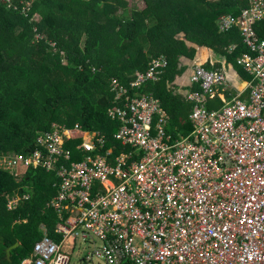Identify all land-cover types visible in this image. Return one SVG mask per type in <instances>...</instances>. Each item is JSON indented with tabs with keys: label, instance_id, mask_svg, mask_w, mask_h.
<instances>
[{
	"label": "built area",
	"instance_id": "1",
	"mask_svg": "<svg viewBox=\"0 0 264 264\" xmlns=\"http://www.w3.org/2000/svg\"><path fill=\"white\" fill-rule=\"evenodd\" d=\"M263 19L264 0L222 17L221 30L241 28L250 51L239 64L250 79L235 86L226 69L197 65L185 93L194 107L190 135L173 139L159 98L143 91L162 78L161 55L130 85L113 79V142L54 123L34 152L0 158L13 175L43 169L56 178L48 206L63 239L45 235L22 264H70L79 240L92 247L87 260L105 264H264V38L256 30ZM216 98L223 106L210 110Z\"/></svg>",
	"mask_w": 264,
	"mask_h": 264
},
{
	"label": "trees",
	"instance_id": "2",
	"mask_svg": "<svg viewBox=\"0 0 264 264\" xmlns=\"http://www.w3.org/2000/svg\"><path fill=\"white\" fill-rule=\"evenodd\" d=\"M141 1L143 9L130 10L128 0H0V158L34 152L37 137L54 123L79 124L113 142L119 127L108 115L115 98L113 79L128 86L135 73L146 72L161 55L168 66L160 81L143 91L159 98L173 139L193 132L194 107L177 82L190 69L184 60L198 61L208 49L249 78L238 64L250 51L240 26L220 27L223 16L240 17L249 0ZM256 30L264 38V19ZM233 44L237 47L230 52ZM207 106L216 110L223 102L216 98ZM21 179L17 182L0 167V264H22L45 235L59 243L63 239L56 233L58 214L48 206L57 194L54 174L27 169ZM16 197L21 200L10 208Z\"/></svg>",
	"mask_w": 264,
	"mask_h": 264
},
{
	"label": "crops",
	"instance_id": "3",
	"mask_svg": "<svg viewBox=\"0 0 264 264\" xmlns=\"http://www.w3.org/2000/svg\"><path fill=\"white\" fill-rule=\"evenodd\" d=\"M236 18H238V17H236ZM212 52L213 51L208 50V49L202 50L199 53V60L198 61L196 60L197 64H194L196 61L184 60V63L186 65H188L190 67V69H189V71L187 72L186 75H184L182 77H179V79L177 81L178 83H180L184 87V89L180 91L181 95L183 96L184 99H185L186 90L191 88V86H190L191 85L190 76L193 73L194 68L196 67V65H199V64H207L208 62H211L212 64L215 65V64L221 63L222 64V68H220V69H226L228 72L230 71V79L234 83H241V80L239 79L240 72L236 68H234L233 65L228 66L227 65V63H228L227 59H225L223 57L220 58V57H218L217 55H215ZM17 243H19V242H17ZM10 256H11V252H10L9 256H7V253H6V258H10Z\"/></svg>",
	"mask_w": 264,
	"mask_h": 264
},
{
	"label": "rangeland",
	"instance_id": "4",
	"mask_svg": "<svg viewBox=\"0 0 264 264\" xmlns=\"http://www.w3.org/2000/svg\"><path fill=\"white\" fill-rule=\"evenodd\" d=\"M128 2H129L130 10L143 9L145 7L144 2L141 0H128ZM27 5L31 7L30 3H27ZM33 19H35L36 22H40V19L37 16H34ZM37 38H41V37L38 35ZM52 45L55 46V44L53 43ZM62 63L64 65L66 64V61H62ZM240 84L241 83H234L233 85L237 86ZM21 177L22 176H20V172L14 174V178L17 182H20L22 180ZM91 250H92V247L89 246V243H85L82 240H79L76 246L74 247V249L69 251L70 257H71L70 264H105L104 261L100 259H93L91 261L87 260L86 256Z\"/></svg>",
	"mask_w": 264,
	"mask_h": 264
},
{
	"label": "clouds",
	"instance_id": "5",
	"mask_svg": "<svg viewBox=\"0 0 264 264\" xmlns=\"http://www.w3.org/2000/svg\"><path fill=\"white\" fill-rule=\"evenodd\" d=\"M230 52H232V51H230ZM241 58V57H240ZM239 58V59H240ZM238 64H239V60H238ZM206 65V64H205ZM240 65V64H239ZM195 69V68H194ZM208 69V68H207ZM216 69H220V68H216ZM210 70V69H209ZM244 70V69H243ZM193 73H194V71H193ZM193 73H192V75H193ZM247 74V73H246ZM229 75H230V71H229ZM248 75V74H247ZM249 76V75H248ZM191 78H192V76H191ZM240 80H241V84L242 83H244V82H246V81H249L248 79H250V76H249V78H247V79H245L242 75H241V77L239 78ZM191 80V79H190ZM196 86H199V85H196ZM237 86H239V85H237ZM198 90H200V86H199V89ZM24 174H25V172H24Z\"/></svg>",
	"mask_w": 264,
	"mask_h": 264
},
{
	"label": "water",
	"instance_id": "6",
	"mask_svg": "<svg viewBox=\"0 0 264 264\" xmlns=\"http://www.w3.org/2000/svg\"><path fill=\"white\" fill-rule=\"evenodd\" d=\"M18 246H19V243H16L15 245L11 246V247L7 250V256H9V255H10V252H11L14 248H16V247H18Z\"/></svg>",
	"mask_w": 264,
	"mask_h": 264
}]
</instances>
